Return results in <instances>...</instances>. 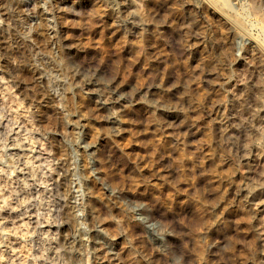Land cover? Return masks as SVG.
<instances>
[{
  "label": "rangeland",
  "instance_id": "obj_1",
  "mask_svg": "<svg viewBox=\"0 0 264 264\" xmlns=\"http://www.w3.org/2000/svg\"><path fill=\"white\" fill-rule=\"evenodd\" d=\"M260 152L264 0H0V264H264Z\"/></svg>",
  "mask_w": 264,
  "mask_h": 264
},
{
  "label": "bare ground",
  "instance_id": "obj_2",
  "mask_svg": "<svg viewBox=\"0 0 264 264\" xmlns=\"http://www.w3.org/2000/svg\"><path fill=\"white\" fill-rule=\"evenodd\" d=\"M254 117H257V116H254ZM254 119H255V118H254ZM255 120H256V119H255ZM255 120H254V121H255ZM246 138H247V137H246ZM259 155H260V156H259V160H260V158H261V161L263 160V162H264V152H262V153L260 152ZM263 170H264V169H263ZM262 173H263V172H262ZM261 177H262V176H261ZM248 178H251V177H248ZM252 180H253V179H252ZM261 187H262V186H261ZM248 189H255V188H251V187H249ZM256 193H257V192H256ZM252 194L254 195L255 192H253ZM257 196H258V194H257ZM262 203H263V202H262ZM262 205H263V204H262ZM262 205H261V207H262ZM202 213H203V212H202ZM198 221H199V220H198ZM200 221H201V220H200ZM200 221H199V222H200ZM209 226H210V225H209ZM261 231H262V235H263L262 238H263V237H264V231H263V229H261ZM262 240L264 241V238H263Z\"/></svg>",
  "mask_w": 264,
  "mask_h": 264
}]
</instances>
